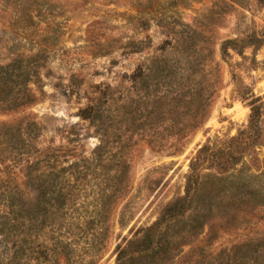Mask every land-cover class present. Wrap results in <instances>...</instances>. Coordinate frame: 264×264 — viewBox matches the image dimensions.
<instances>
[{
    "label": "trees",
    "instance_id": "trees-1",
    "mask_svg": "<svg viewBox=\"0 0 264 264\" xmlns=\"http://www.w3.org/2000/svg\"><path fill=\"white\" fill-rule=\"evenodd\" d=\"M207 19L172 22L181 29L165 35L159 55L138 64L117 97L95 86L98 93L77 113L99 139L88 154L41 142L33 116L0 122V264H94L101 257L111 229L104 222L130 190L132 152L140 142L156 152L180 150L208 119L221 86L216 45L228 54L245 41H220L198 29ZM41 57L38 51L25 63L0 64V112L35 102L30 83L38 82ZM250 105L248 123L235 136L196 151L183 194L116 245V264H166L199 236L203 245L191 246L183 264H264V229L238 227L264 200V170L252 172L243 161L263 140L260 108L255 100ZM73 128L66 130V138L74 136L69 142ZM220 232L240 239L212 256L204 247Z\"/></svg>",
    "mask_w": 264,
    "mask_h": 264
},
{
    "label": "rangeland",
    "instance_id": "rangeland-1",
    "mask_svg": "<svg viewBox=\"0 0 264 264\" xmlns=\"http://www.w3.org/2000/svg\"><path fill=\"white\" fill-rule=\"evenodd\" d=\"M202 15L208 25L198 29L220 41L248 42L228 48V54L221 52L220 42L216 45L221 86L208 119L180 150L156 152L138 143L131 156L130 190L104 222L111 228L109 238L94 264H116V245L151 225L166 203L183 194L196 151L244 128L252 100L260 108L263 140L243 161L252 172L264 170V0H0V64L14 58L25 63L26 57L42 51L38 82L30 83L35 102L0 112V122L33 116L42 125L41 142L75 145L77 153L86 154L99 139L77 113L98 93L95 86L117 97L130 85L127 77L136 66L159 55L165 35L181 29L172 22L193 24ZM256 38L263 39L261 44ZM70 125L77 133L71 142L73 135L66 138ZM251 213L240 218L243 233L264 229V200ZM199 239L182 246L166 264H183L191 246L203 245ZM238 239L220 232L204 249L213 256L220 246Z\"/></svg>",
    "mask_w": 264,
    "mask_h": 264
}]
</instances>
